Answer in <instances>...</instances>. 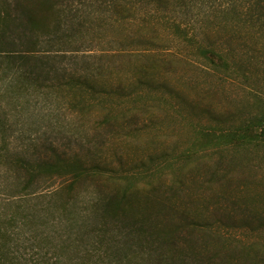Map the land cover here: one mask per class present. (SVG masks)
<instances>
[{
  "label": "trees",
  "instance_id": "trees-1",
  "mask_svg": "<svg viewBox=\"0 0 264 264\" xmlns=\"http://www.w3.org/2000/svg\"><path fill=\"white\" fill-rule=\"evenodd\" d=\"M169 2L0 0V264H264L256 241L226 235L221 247L211 249L208 237L220 240L225 234L190 218L184 202L176 201L184 190L182 177L168 181L174 164L199 171L214 155L210 174L222 180L252 177L244 172L249 163L264 169V97L257 89H251L255 111L212 117L215 123L198 128L178 154L161 152L127 166L105 160L97 150L82 156L53 142H34L28 151V118H46L54 100H67L66 107L81 114L96 108L112 128L119 119L111 94L127 92L100 80L108 77L103 63L68 49L79 41L87 10L130 17L141 4L145 15L163 12L167 27L213 70L251 83L253 71L264 68V0H224L225 20L218 25L247 33L235 50L228 40L230 47L204 44L177 20ZM57 179L61 184L52 188ZM259 183L264 187V173ZM239 198L230 203L247 204L245 195ZM245 213L242 225L264 226V210Z\"/></svg>",
  "mask_w": 264,
  "mask_h": 264
},
{
  "label": "rangeland",
  "instance_id": "rangeland-1",
  "mask_svg": "<svg viewBox=\"0 0 264 264\" xmlns=\"http://www.w3.org/2000/svg\"><path fill=\"white\" fill-rule=\"evenodd\" d=\"M168 4L170 9L174 8L172 12L177 20L190 27V32L194 31L204 44L230 47L228 40L235 50L247 36L245 28L218 25L225 20L221 12L224 0H170ZM135 8L130 17L109 11L89 15L87 10L83 14L87 18L86 26L77 37L79 41L68 47L103 63L108 77L100 80L110 89L121 86L127 92V96L111 94L115 103L112 111L119 116L117 123L113 121L114 128L104 123L102 111L93 108L84 114L77 113L66 107L67 100L57 99L46 106L42 113L46 118L32 115L28 118V151L34 142H53L82 156L89 150H97L107 161L117 165L122 161L132 166L161 152L178 154L187 149L198 128L215 123L214 116L237 109L244 112L257 109L251 89H257L264 97V68L253 71L251 83L217 72L167 27L166 20L159 16L163 12L149 15L147 11L145 15L141 4ZM248 43L252 44L251 39ZM123 114L130 123H124ZM217 160V155L204 159L200 172L191 166L179 170L174 164L168 181L171 175L180 176L184 186L176 201L184 202L181 206L190 218L225 234L222 241L208 237L211 249L221 247L223 239L231 235L234 241L259 242L264 249V226L253 221L244 226L240 221L244 211L264 210V187L259 183L264 169L249 163L244 172L253 176L241 182L240 176L232 175L228 180L233 184H229L220 175L210 174ZM224 167L222 164L221 172ZM61 182L57 179L52 188ZM243 195L247 198L246 205L230 203V198L240 196V200Z\"/></svg>",
  "mask_w": 264,
  "mask_h": 264
}]
</instances>
